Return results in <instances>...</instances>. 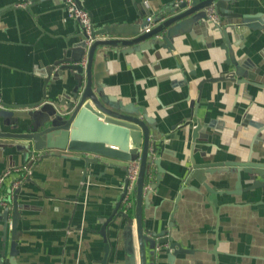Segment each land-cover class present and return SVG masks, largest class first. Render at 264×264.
Instances as JSON below:
<instances>
[{
	"label": "crops",
	"instance_id": "1",
	"mask_svg": "<svg viewBox=\"0 0 264 264\" xmlns=\"http://www.w3.org/2000/svg\"><path fill=\"white\" fill-rule=\"evenodd\" d=\"M78 1L98 30L155 18L176 0ZM230 9L264 20L263 0H233ZM81 33L62 0H0V100L11 106L57 103L63 87L54 76L47 82L45 70L71 54ZM228 40L229 54L246 59L256 80L225 77L232 67L213 29L203 34L194 27L139 52L103 48L105 92L138 107L160 133L152 141L157 150L151 157L159 165L148 166L142 227L146 235L166 231L186 250L172 264H264V185L249 188L264 182V175L216 167L204 173L210 190L192 177V164H264V26ZM27 144L0 139V174L28 161L35 150ZM35 153L39 157L19 190L0 204V264H100L101 227L121 200L130 162L94 155L86 161L83 154L59 150ZM134 191L128 212L133 222ZM114 219L106 228L113 246L108 264H124L125 222ZM156 246L155 256L146 247L147 264H169L168 245Z\"/></svg>",
	"mask_w": 264,
	"mask_h": 264
},
{
	"label": "water",
	"instance_id": "2",
	"mask_svg": "<svg viewBox=\"0 0 264 264\" xmlns=\"http://www.w3.org/2000/svg\"><path fill=\"white\" fill-rule=\"evenodd\" d=\"M232 1L176 0L168 4L153 19L152 26L147 31L146 20L137 24L107 25L98 30L92 27L89 35L82 31L71 54L45 70L47 82L54 76V83L59 82L58 85L63 87L62 97L57 98V103L11 106L0 100V139L26 142L28 144L23 147L30 146L37 152L59 150L80 153L84 155L86 161L91 160L87 155L122 162L138 161L139 168L134 184V222L131 215L121 211L120 200L115 212L101 227L104 256L100 264H108L113 251L106 228L115 222L114 215L125 222L121 234L123 251L127 256L124 264H147L146 247L152 253L156 242L159 245H168L166 250L169 264L173 263L178 253L186 251L178 243L172 242L166 231L150 232L148 235L143 231L144 185L148 177V166L159 165L157 159H152L151 153L157 150L152 141L158 140L160 133L150 120L141 118L138 107L131 103L124 104L105 92L102 79L106 74L104 65L108 57L103 48H123L126 52L132 50L139 52L151 49L155 45L169 44L174 36L185 32L191 33L194 27L203 34L213 29L219 32L223 40L222 48L227 52L226 64L232 67L225 77L235 79V76H239L240 83L246 81L249 83L256 80V77L253 72L248 71L246 59L235 60L229 54L228 39L231 34L238 36L261 29L264 20L259 15L232 12L230 9ZM208 9L215 11L217 21L209 19ZM89 39L90 42L87 43ZM56 67L57 70L54 71ZM256 72L258 73L257 68ZM66 93L68 96L64 100L63 95ZM3 126L12 127L14 130L4 131L1 128ZM192 165V177L202 182L208 190L210 189L205 184L204 173H213V168L216 167L235 166L249 175L259 177L264 175V164H254L250 161ZM262 185L264 182L255 180L249 188ZM123 196L124 192L121 199ZM15 226L16 217L13 219L14 230ZM118 242L119 239L116 237L115 246L119 244ZM116 259L117 255L114 260Z\"/></svg>",
	"mask_w": 264,
	"mask_h": 264
},
{
	"label": "built area",
	"instance_id": "3",
	"mask_svg": "<svg viewBox=\"0 0 264 264\" xmlns=\"http://www.w3.org/2000/svg\"><path fill=\"white\" fill-rule=\"evenodd\" d=\"M64 4V8L69 16L74 18L78 23L79 27L82 31L86 32L88 35L92 28V22L89 13L83 9L79 5L78 0H62ZM264 3V0H263ZM208 17L210 20L217 21L218 18L215 15V11L213 9H208ZM153 17H147L146 22L147 25L145 27V31L149 30V28L152 26ZM90 42V39L87 41V43ZM0 107H1V101H0ZM36 151H32L29 159L26 163L19 165V166H13L10 168H7L0 174V190L4 191V196L2 195V198L0 197V204L3 206L6 204V197L9 196L11 193L17 192L23 183L25 177L28 175V173L31 171L32 167L35 164V161L38 159L39 154L35 153ZM139 168L138 161H132L129 163L127 168V174H126V182L123 186V192L124 196L121 199V211L123 213H128L132 202H131V195L134 188L135 180L137 177ZM10 179V180H9ZM149 189V184L146 183L144 185V192H146ZM7 195V196H5ZM159 246L154 247L153 249V256L157 254L159 251Z\"/></svg>",
	"mask_w": 264,
	"mask_h": 264
},
{
	"label": "trees",
	"instance_id": "4",
	"mask_svg": "<svg viewBox=\"0 0 264 264\" xmlns=\"http://www.w3.org/2000/svg\"><path fill=\"white\" fill-rule=\"evenodd\" d=\"M121 207H122V205H121Z\"/></svg>",
	"mask_w": 264,
	"mask_h": 264
}]
</instances>
